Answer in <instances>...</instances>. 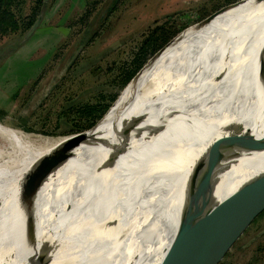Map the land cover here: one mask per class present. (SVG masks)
I'll return each mask as SVG.
<instances>
[{
	"label": "bare ground",
	"instance_id": "bare-ground-1",
	"mask_svg": "<svg viewBox=\"0 0 264 264\" xmlns=\"http://www.w3.org/2000/svg\"><path fill=\"white\" fill-rule=\"evenodd\" d=\"M263 15L260 2L236 0L185 28L85 131L34 147L0 123V140L11 149L0 161V179L42 189L38 200L23 199L15 208L0 202V218L9 209L21 212L0 233V264H198L214 229L202 218V201L212 190L220 200L237 182L264 171V148L223 172L210 147L221 131L217 120L243 122L264 135L256 87L264 77V50L259 77L250 70L251 45L264 36ZM215 45L233 52L225 49L224 58L205 65L201 51ZM124 126L126 133L116 137ZM57 157L66 164L45 166ZM36 176L41 182L34 185Z\"/></svg>",
	"mask_w": 264,
	"mask_h": 264
},
{
	"label": "rangeland",
	"instance_id": "rangeland-1",
	"mask_svg": "<svg viewBox=\"0 0 264 264\" xmlns=\"http://www.w3.org/2000/svg\"><path fill=\"white\" fill-rule=\"evenodd\" d=\"M18 1L21 3L18 2L15 11L26 13L31 0ZM92 1L95 2L94 8L86 22L71 24L80 16L87 3ZM224 2L225 0H86L80 11L68 16V36L57 40L48 55L40 57V54L32 53L31 48L22 61L15 60L14 57L6 66V62L0 63V123L16 130L25 142L34 147H41L57 137L66 136L61 132L68 128L61 113L62 108L95 99L103 103L108 101V96L119 87L117 65L128 56L129 50L149 25L163 21H168L167 24H179L185 20L184 16H193ZM201 19L199 17L188 21L187 27ZM23 32L19 33L18 38L15 37L18 32L1 38L6 39L7 45L11 41H19ZM242 32L246 31L242 29ZM232 38L235 36L227 40ZM46 42L47 40L42 41L40 46H44ZM225 49L228 55L233 52V48L220 45L207 51L202 50L205 65L215 64ZM40 50L42 49L37 47L36 51ZM187 66L186 71L189 70ZM131 80L117 97L123 95ZM117 97L110 104L109 110L117 103ZM0 144L2 161L11 149L3 145L1 140ZM64 161L65 159L57 157L46 160L45 166L49 162L48 167L57 164L63 166L66 164ZM0 176H4L2 170ZM5 179H0V202L6 203L8 208L12 205L13 208L18 207L17 204L23 199L38 200L41 196L40 187H28L14 179ZM21 180L23 183L29 182V179ZM33 181L37 185L41 182V177L36 176ZM47 208L48 205L40 208L39 214L49 209ZM20 213L11 214L9 209L4 217L2 215L0 233L10 228ZM45 215L43 213L42 218ZM228 264H264V233L256 238L252 247L236 252Z\"/></svg>",
	"mask_w": 264,
	"mask_h": 264
},
{
	"label": "water",
	"instance_id": "water-1",
	"mask_svg": "<svg viewBox=\"0 0 264 264\" xmlns=\"http://www.w3.org/2000/svg\"><path fill=\"white\" fill-rule=\"evenodd\" d=\"M259 2L262 6L264 5V0H255V3ZM231 3H233V0H228L220 5L212 7L209 10L201 11L193 16H184L185 20L183 22L179 24L172 23L170 27L161 32L158 37H156L141 52L126 81L120 87L109 105L113 103L120 90L124 88L134 76H139L143 65L153 55V53L163 45L167 44L174 36L181 32L183 26L188 21L194 18L216 13L226 8ZM39 21L40 14L36 16L30 26L23 32L19 41L29 36ZM254 43H256V45L252 44L250 49L251 55L253 54V61L250 68L251 76H253V78H255V76L259 77V63L261 53L264 50V36H259L256 38ZM225 54L226 53L224 52L223 58ZM219 74L220 72L215 75L216 78H218ZM256 87L258 91H260L261 99L258 122H264V77L262 79L259 77ZM130 90L132 91V87H130ZM109 105L101 114V116L107 111ZM222 120H217V123L215 124L216 128L221 131L212 140L210 147L215 158V164L219 162L223 172H225L229 168L236 166L240 157L249 156L253 153L260 152L264 148V135H256L249 127L244 128L243 122ZM127 129L128 128H126V126L120 128V130L118 129L116 137L119 134L123 136ZM85 130L86 129L66 135H72ZM120 141L121 139L119 142ZM110 147L115 151L118 146ZM207 170L208 169L206 168L204 169V171ZM208 182H211V180ZM212 191L209 193V200L204 199L201 203L203 208L201 212L204 213L205 208L207 211V213H205L206 217L203 215L202 218H205L206 221L212 222L214 224L212 242L210 246L208 245V247L203 252L198 264H228L236 252L252 247V245L255 244L256 238L260 234L262 235L264 233V171L262 170L254 173L237 182L232 187V189L226 192L225 197L220 200H214L215 198L211 196ZM213 205H215L213 210L207 208ZM158 264L190 263L188 260L185 262H177L174 260L163 262L160 260Z\"/></svg>",
	"mask_w": 264,
	"mask_h": 264
},
{
	"label": "trees",
	"instance_id": "trees-1",
	"mask_svg": "<svg viewBox=\"0 0 264 264\" xmlns=\"http://www.w3.org/2000/svg\"><path fill=\"white\" fill-rule=\"evenodd\" d=\"M225 1H228V0H225ZM234 1L236 0H233V2ZM18 2H19L18 0H0V38L3 35L9 34V33L18 32L21 34L23 31H25L30 26V24L33 22V20L36 18V16L40 14L43 6L46 3V0H31L30 5L28 6V11L24 14H22L21 12L19 13L15 11L17 10L15 7L17 6ZM94 3H95L94 1L87 3V6L84 8V10H82V13L80 14V16L77 19L73 20L71 24H75L77 22L85 23L89 13L94 8ZM206 16H203L202 18ZM167 22L168 21H163L160 23H154L152 25H149L141 33L139 40L135 44V46H132V49L129 50L128 56L124 57L121 60L120 64L117 65V71L119 73L118 76H120L119 85H118L119 87L117 90L113 91L108 96V101L103 103V102H100L98 99H95L92 102H85L80 105L69 104L65 108H62L61 113L64 115V118H65L64 121L66 122L68 126L67 129L61 131L62 134H69V133L84 130V129L87 130V128L89 129L91 125H92L91 127H93L98 121H100L101 119L105 117V115L108 113L110 108H108L107 111L102 116L101 114L104 112V110L107 108L109 103L113 100V98L117 94L120 87L126 81L127 77L129 76L141 52L156 37H158V35L161 32H163L165 29H167L168 27L172 25L171 22H169L168 24ZM185 28H187V24L183 26V29L181 31H183ZM184 71L186 70L184 69ZM118 98L119 97H117V99ZM95 121L96 123L94 124Z\"/></svg>",
	"mask_w": 264,
	"mask_h": 264
},
{
	"label": "crops",
	"instance_id": "crops-1",
	"mask_svg": "<svg viewBox=\"0 0 264 264\" xmlns=\"http://www.w3.org/2000/svg\"><path fill=\"white\" fill-rule=\"evenodd\" d=\"M19 3H21V1ZM85 3L86 0H46L40 12L39 23L26 39L23 41L16 40L17 42L14 43L11 41L6 45V39L1 38L0 63L2 62L3 64L6 62V66L14 59L22 61V58L29 53L31 48H33L32 53H38L40 57L43 54H45V56L48 55L57 40L61 38L65 39V37L68 36L70 29L67 27L69 21L68 16L76 11H80ZM15 37H20V34L17 33ZM16 38H14V40ZM45 40H47L46 44L40 46V43ZM37 47L42 50L36 51Z\"/></svg>",
	"mask_w": 264,
	"mask_h": 264
}]
</instances>
